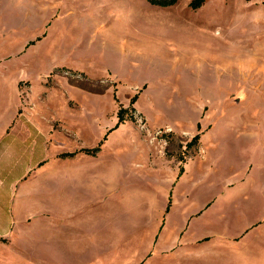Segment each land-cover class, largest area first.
<instances>
[{
	"label": "rangeland",
	"instance_id": "rangeland-1",
	"mask_svg": "<svg viewBox=\"0 0 264 264\" xmlns=\"http://www.w3.org/2000/svg\"><path fill=\"white\" fill-rule=\"evenodd\" d=\"M190 2L0 0L4 113L20 85L24 121L52 126L50 151L94 159L82 173L97 207L152 195L174 205V226L193 215L182 240L220 233L179 264H264V0ZM120 108L133 120L117 125ZM30 246L16 239L0 264H59Z\"/></svg>",
	"mask_w": 264,
	"mask_h": 264
},
{
	"label": "crops",
	"instance_id": "crops-1",
	"mask_svg": "<svg viewBox=\"0 0 264 264\" xmlns=\"http://www.w3.org/2000/svg\"><path fill=\"white\" fill-rule=\"evenodd\" d=\"M2 86L0 82V251L22 239L31 246L43 245L48 263L179 264L195 258L190 246L219 238L218 231L208 228L201 236L182 240L179 235L186 234L193 215L183 213L174 226V205L157 208L152 195L148 206L97 207L93 198L98 199V185L84 180L82 173V162L94 159L78 151L63 157L66 152L58 153L59 146L50 151L52 126L24 121L20 85L14 88L15 107L4 113ZM161 149L164 157L177 158ZM118 180L113 175L109 181L115 185ZM172 180L166 178V190ZM84 188L92 195L84 196ZM115 189L108 191L106 185L104 192L111 196ZM30 250L35 252L34 247Z\"/></svg>",
	"mask_w": 264,
	"mask_h": 264
},
{
	"label": "trees",
	"instance_id": "trees-1",
	"mask_svg": "<svg viewBox=\"0 0 264 264\" xmlns=\"http://www.w3.org/2000/svg\"><path fill=\"white\" fill-rule=\"evenodd\" d=\"M148 2L149 5L151 6H157V7H166V6H171L176 4L179 0H146ZM250 1V0H248ZM204 0H191V2L189 3V6H191L192 8H198L199 6H201L203 4ZM135 97H133V99L131 100V103H133L135 101ZM126 111V109L124 108H120L118 110L117 113V117H118V121H117V125L121 122H123L126 119H131L133 120V117L131 116H125L123 113ZM199 141V136H194L189 142L186 143V148H192L193 146H195L197 144V142ZM102 144V141L99 142V144L93 148V149H84L81 150V152L85 153V154H92V155H96V153L100 150V146ZM61 156L65 157V156H71L70 153H64ZM179 160H183L182 157L178 158ZM169 208H167L168 210Z\"/></svg>",
	"mask_w": 264,
	"mask_h": 264
}]
</instances>
